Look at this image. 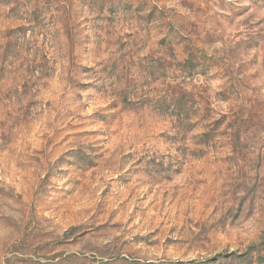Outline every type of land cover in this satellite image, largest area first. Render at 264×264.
I'll return each instance as SVG.
<instances>
[{
    "label": "rangeland",
    "instance_id": "rangeland-1",
    "mask_svg": "<svg viewBox=\"0 0 264 264\" xmlns=\"http://www.w3.org/2000/svg\"><path fill=\"white\" fill-rule=\"evenodd\" d=\"M0 264H264V0H0Z\"/></svg>",
    "mask_w": 264,
    "mask_h": 264
}]
</instances>
